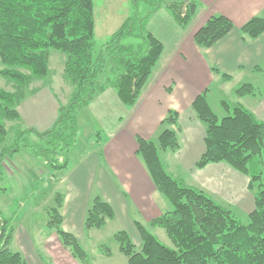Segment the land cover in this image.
Returning a JSON list of instances; mask_svg holds the SVG:
<instances>
[{"label":"trees","instance_id":"obj_1","mask_svg":"<svg viewBox=\"0 0 264 264\" xmlns=\"http://www.w3.org/2000/svg\"><path fill=\"white\" fill-rule=\"evenodd\" d=\"M134 14L110 41L95 53L94 0H0V76L9 80L13 92L0 88V192L6 174V162L24 147L31 155L47 164L60 179L68 170L67 154L78 143L79 114L107 88H113L126 108H133L164 50L163 44L147 30L152 14L164 8L183 30L195 15L194 0H133ZM150 9L141 16L139 4ZM234 30V24L224 16L211 17L197 30L194 41L200 48H210ZM244 39L264 35V19L253 18L241 28ZM126 39L134 40L124 44ZM58 50L66 55L65 77L74 87L69 103L60 108L54 126L45 132L16 127L10 139L7 123H22L18 106L33 80L50 75L49 54ZM114 78L102 79L108 66ZM256 72L262 67L256 66ZM218 72V70H215ZM223 80L230 75L221 74ZM255 86L245 83L235 90L238 97L255 96ZM226 112L220 119L207 100V91L199 95L192 107L206 127V151L196 163L203 169L212 163H225L247 176L248 188L255 195V209L247 223L231 210L218 204L204 192L187 186L172 177L163 165L159 151L180 149L178 132L165 128L153 141L138 138L140 155L160 194L172 205L151 222L161 228L173 247L158 240L144 225L136 222L142 244L139 249L126 231L115 234L120 252L128 264H264V122L241 104L222 100ZM179 114L169 111L162 125L178 127ZM98 134V133H97ZM38 144L30 141L31 136ZM99 135V134H98ZM11 141V143H9ZM64 198L55 195V206L49 211L48 230L54 231L62 245L74 258L88 262V255L78 239L63 230ZM115 218L112 206L96 197L85 219V230L102 229ZM15 227L0 211V264H28L10 245ZM101 251L111 255L102 246Z\"/></svg>","mask_w":264,"mask_h":264},{"label":"crops","instance_id":"obj_2","mask_svg":"<svg viewBox=\"0 0 264 264\" xmlns=\"http://www.w3.org/2000/svg\"><path fill=\"white\" fill-rule=\"evenodd\" d=\"M194 1L198 8L185 30L164 8L150 16L147 30L163 44L164 50L138 102L133 108H126L113 88L98 94L79 114V138L75 149L67 155L68 170L60 179H52L58 184L54 196L59 193L64 198L62 228L78 239L88 255V262L74 258L54 231L40 228L39 233L32 222L14 224L10 249L20 253L28 264H128L119 244L108 247L110 256L101 251V247L106 246L103 234L112 229L109 239L115 240L116 233L126 231L139 249L142 241L136 222L153 234L157 228L152 227L151 222L172 210L137 154L138 138L158 145L165 128L175 131L179 128L180 149L161 151L162 154L159 151L172 177L204 192L239 218L247 220L254 211L255 195L248 188L247 176L225 163H212L203 169L196 167L206 151L207 127L199 120L192 104L199 95L208 93L215 82H231L235 75L250 77L247 83L255 86L258 93L245 97L235 95L234 104L243 105L264 122V35L244 39L241 33L249 20L264 19V0ZM214 16L230 19L234 30L214 46L200 48L194 35ZM65 64L66 58L50 51V75L46 77L49 79L33 80L18 106L25 128L48 131L56 123L60 108L69 103L74 87L65 77ZM256 66H261L262 71L256 72ZM54 68L59 69L58 77ZM221 74L230 75L231 79L225 81ZM169 111L179 114L178 127L162 125ZM95 132L97 140L93 139ZM85 133L88 142L84 141ZM34 162L46 168L44 170L50 168L41 160ZM96 197L112 206L115 218L104 228L87 232L85 219ZM88 246L96 252L95 258L91 257Z\"/></svg>","mask_w":264,"mask_h":264},{"label":"rangeland","instance_id":"obj_3","mask_svg":"<svg viewBox=\"0 0 264 264\" xmlns=\"http://www.w3.org/2000/svg\"><path fill=\"white\" fill-rule=\"evenodd\" d=\"M149 9V5L144 2L139 4V12L141 16H146ZM134 12L135 8L133 0H94V40L96 54L103 49L106 43L110 41L112 36L119 31L125 21L131 17ZM133 41L134 40L132 39H126L123 43L131 44ZM53 53H58L61 57L66 58L65 53L61 51L58 52V50H52V54ZM54 69L56 70L58 77L59 71L57 70L59 69ZM108 77H115L114 73L111 71V65H109L106 69L102 79L106 80ZM45 79L44 81H47L49 78ZM232 79L233 80L231 82L224 84L217 82L213 83L209 87V92L207 93L209 94L208 101L210 106L220 119L227 116L221 106V101L225 100L230 103H234V100L236 99L235 89L251 81L250 77L245 78L239 75H235ZM0 88L7 92L14 91L13 84L1 76ZM6 126L9 130L11 140L14 135L13 130L16 127H20L22 129L25 128L23 123H7ZM87 135L88 134L85 133V142H88L89 140ZM93 137L94 140H97L98 136L96 135V132ZM30 141L33 144L39 143V139L33 135L30 137ZM9 143H11V141H9ZM1 148L2 146H0V149ZM35 159L37 158L31 155L24 147H21L20 152L15 154L9 162H6V174H4L2 181V186L6 187V191L0 192V211L6 219H11L14 224L22 223V225H24L32 222L35 226H37L40 233V228H43L46 232L49 231L46 227L49 219L48 211L55 206L54 192L57 190L58 184L56 182H52L53 180H56L53 177L55 174L54 171L51 170V168L44 170L46 168H43V166H39L36 162H34ZM42 172H44V175ZM166 201L169 205H171L167 199ZM239 219L244 223H247L248 221V219ZM115 228H117V226H113V229ZM110 232H112V229L103 234V240H105L107 247L112 248L114 245H118V243L113 237H110L109 239ZM153 234L162 243L169 247H173L170 240L165 235V232L161 228H157ZM88 248L91 257L95 258L96 252L94 249H92L91 246H88Z\"/></svg>","mask_w":264,"mask_h":264}]
</instances>
